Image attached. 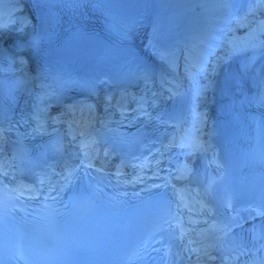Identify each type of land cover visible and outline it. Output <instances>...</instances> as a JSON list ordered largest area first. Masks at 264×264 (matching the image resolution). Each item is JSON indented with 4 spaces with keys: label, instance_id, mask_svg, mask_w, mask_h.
<instances>
[{
    "label": "bare ground",
    "instance_id": "obj_1",
    "mask_svg": "<svg viewBox=\"0 0 264 264\" xmlns=\"http://www.w3.org/2000/svg\"><path fill=\"white\" fill-rule=\"evenodd\" d=\"M154 0H141L139 3V16L138 21H144L150 14L149 3ZM16 6L13 8V22H8L6 25L0 26V39L3 35H6L9 31L24 33L30 32L35 29L34 23L37 17L31 15L33 8L40 7V1L35 0L29 2L28 5L20 3L16 0ZM253 14L260 10H264V5L260 2H256L252 5ZM239 26L233 23L231 15H226L223 20V24L220 26L222 29L220 35L217 38V42L211 52V54L204 58L201 64V71L194 76L192 81V93H191V106L199 108L200 103H204V108L199 109L197 114L200 116L201 125H205L209 119L208 114V102L210 99V91L212 88L210 79V68L214 65L215 58L220 54H225L238 46L252 45L255 46L264 40V24L261 27H257L255 30H250L246 34H241L238 31ZM40 66L39 62H28L27 67L30 68V72L33 69H37ZM89 125V123H88ZM88 125L84 127V131H87ZM197 235L201 236L199 233Z\"/></svg>",
    "mask_w": 264,
    "mask_h": 264
}]
</instances>
